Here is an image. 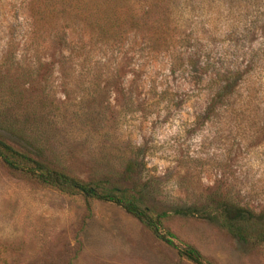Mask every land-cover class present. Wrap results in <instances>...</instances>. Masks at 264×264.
<instances>
[{
	"label": "rangeland",
	"instance_id": "obj_1",
	"mask_svg": "<svg viewBox=\"0 0 264 264\" xmlns=\"http://www.w3.org/2000/svg\"><path fill=\"white\" fill-rule=\"evenodd\" d=\"M171 1L164 50L139 33L101 43L59 23L36 40L27 0H0V76L11 55L24 98L12 113L47 134V160L83 182L111 176L166 214L153 235L119 206L0 164V264H192L186 248L205 264H264V246L172 213L208 197L264 211V0ZM37 62L49 65L20 80L17 67ZM227 70L233 87L218 101L213 81Z\"/></svg>",
	"mask_w": 264,
	"mask_h": 264
},
{
	"label": "trees",
	"instance_id": "obj_2",
	"mask_svg": "<svg viewBox=\"0 0 264 264\" xmlns=\"http://www.w3.org/2000/svg\"><path fill=\"white\" fill-rule=\"evenodd\" d=\"M171 0H27V16L34 39L51 34L57 24L71 26L85 32L101 43L119 41L126 34L139 33L156 48L168 50L173 43L171 36ZM6 73L0 76V164L7 170L19 172L43 187L84 201L97 200L119 206L126 214L141 222L153 235L156 224L166 217L165 213L151 215L143 199L137 193L118 183H111V176L97 177L83 182L70 175L61 166L60 158L52 154L50 160L44 155L49 147V137L37 125L17 119L12 113L24 101L11 78L9 68L13 59L9 56ZM36 64V65H35ZM49 64L40 62L22 65L20 80L31 78ZM232 72L220 71L213 85L215 99L225 98L231 88ZM22 116H33L34 112L23 103ZM124 160H121L123 163ZM130 163H123L119 182L130 176ZM182 219H194L217 225L238 243L264 246V211L241 207L225 197H208L172 210ZM173 247L169 241H164ZM178 254L192 264H205L200 255L191 248Z\"/></svg>",
	"mask_w": 264,
	"mask_h": 264
}]
</instances>
